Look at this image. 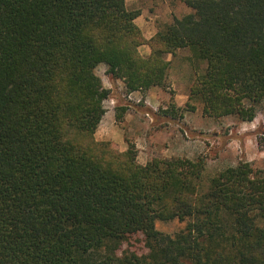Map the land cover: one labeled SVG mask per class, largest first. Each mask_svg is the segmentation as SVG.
I'll list each match as a JSON object with an SVG mask.
<instances>
[{"label":"trees","instance_id":"16d2710c","mask_svg":"<svg viewBox=\"0 0 264 264\" xmlns=\"http://www.w3.org/2000/svg\"><path fill=\"white\" fill-rule=\"evenodd\" d=\"M174 2L191 12L146 40L126 0H0V264H264L263 171L241 161L201 188L203 157L141 165L129 141L95 138L110 94L97 68L127 93L166 89L181 50L206 65L189 93L204 116L256 119L264 0ZM134 238L146 254L120 256Z\"/></svg>","mask_w":264,"mask_h":264},{"label":"rangeland","instance_id":"374dc122","mask_svg":"<svg viewBox=\"0 0 264 264\" xmlns=\"http://www.w3.org/2000/svg\"><path fill=\"white\" fill-rule=\"evenodd\" d=\"M189 58L188 50L167 56L170 61L167 88H153L147 93H127L123 82H118L121 80L111 79L105 66L98 67L96 74L110 94L104 102L106 114L96 140L113 143L121 152L128 149L129 141L136 146L141 165L158 158L203 157L206 170L201 188H206L219 171L241 161L250 162L264 172V102L253 122L204 116L202 105L189 100V93L196 72L202 73L206 65H197ZM173 107L175 112L166 116L164 112ZM184 227L185 223L178 220L157 222V229L167 234ZM130 252L146 254L141 238L125 242L119 255Z\"/></svg>","mask_w":264,"mask_h":264},{"label":"crops","instance_id":"0c3cea01","mask_svg":"<svg viewBox=\"0 0 264 264\" xmlns=\"http://www.w3.org/2000/svg\"><path fill=\"white\" fill-rule=\"evenodd\" d=\"M126 7L131 11L140 12L135 24L146 40L152 39L162 25L171 23L175 17L180 18L191 12L183 3H176L174 0H126ZM139 51L144 57L151 54L148 45L142 46ZM118 82L122 84V81Z\"/></svg>","mask_w":264,"mask_h":264}]
</instances>
